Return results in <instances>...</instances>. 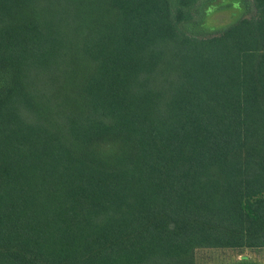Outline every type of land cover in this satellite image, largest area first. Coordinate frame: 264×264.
<instances>
[{"label":"trees","instance_id":"obj_1","mask_svg":"<svg viewBox=\"0 0 264 264\" xmlns=\"http://www.w3.org/2000/svg\"><path fill=\"white\" fill-rule=\"evenodd\" d=\"M0 0V264H195L264 249V0Z\"/></svg>","mask_w":264,"mask_h":264},{"label":"rangeland","instance_id":"obj_2","mask_svg":"<svg viewBox=\"0 0 264 264\" xmlns=\"http://www.w3.org/2000/svg\"><path fill=\"white\" fill-rule=\"evenodd\" d=\"M252 13L250 0H216L203 9V32L199 36L216 35ZM195 264H264V249H201L195 252Z\"/></svg>","mask_w":264,"mask_h":264}]
</instances>
